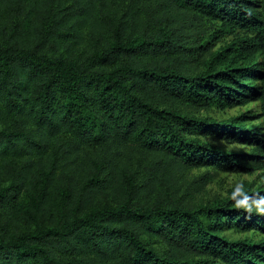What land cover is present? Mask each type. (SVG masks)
Here are the masks:
<instances>
[{
    "label": "trees",
    "instance_id": "obj_1",
    "mask_svg": "<svg viewBox=\"0 0 264 264\" xmlns=\"http://www.w3.org/2000/svg\"><path fill=\"white\" fill-rule=\"evenodd\" d=\"M205 165L264 166V0H0V264H264V179L185 201Z\"/></svg>",
    "mask_w": 264,
    "mask_h": 264
},
{
    "label": "rangeland",
    "instance_id": "obj_2",
    "mask_svg": "<svg viewBox=\"0 0 264 264\" xmlns=\"http://www.w3.org/2000/svg\"><path fill=\"white\" fill-rule=\"evenodd\" d=\"M187 20L191 23L188 25L191 29L209 27V21L198 16L187 15ZM232 35L218 37L215 41L214 48L218 47L224 41H228ZM259 101L254 99L243 105L233 107L220 108L210 106L200 109L196 112L198 115L211 116L215 120L226 119L229 116L246 113V119L250 124H262V118L259 113ZM209 142L214 143L219 148L230 151H248L250 145L243 141L227 142L222 137H205ZM177 194L187 202L192 204H209L215 198L223 199L229 196L232 192L239 190L241 187L249 185L251 190H254L260 180L264 179V166L254 169L249 172H235L229 170H221L211 165L200 167H180L177 170ZM226 234L232 237H244L252 234L249 232L238 231L235 228L226 229Z\"/></svg>",
    "mask_w": 264,
    "mask_h": 264
},
{
    "label": "clouds",
    "instance_id": "obj_3",
    "mask_svg": "<svg viewBox=\"0 0 264 264\" xmlns=\"http://www.w3.org/2000/svg\"><path fill=\"white\" fill-rule=\"evenodd\" d=\"M262 210H264V209H262Z\"/></svg>",
    "mask_w": 264,
    "mask_h": 264
}]
</instances>
